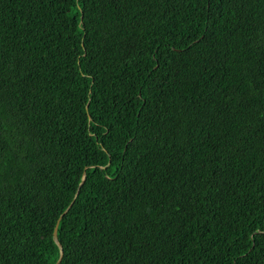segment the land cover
Instances as JSON below:
<instances>
[{
  "label": "trees",
  "instance_id": "16d2710c",
  "mask_svg": "<svg viewBox=\"0 0 264 264\" xmlns=\"http://www.w3.org/2000/svg\"><path fill=\"white\" fill-rule=\"evenodd\" d=\"M65 210L60 264H264V0H0V264Z\"/></svg>",
  "mask_w": 264,
  "mask_h": 264
},
{
  "label": "water",
  "instance_id": "95a60500",
  "mask_svg": "<svg viewBox=\"0 0 264 264\" xmlns=\"http://www.w3.org/2000/svg\"><path fill=\"white\" fill-rule=\"evenodd\" d=\"M69 207H70V206H69ZM69 207H68V208H69ZM66 210H67V209H66ZM66 210H65V211L59 216V219L57 220V223H56V225H55V227H54L53 234H52L53 241L57 244V246H58V248H59V250H60V256H59V258H58V260L56 261L55 264H60L61 259H62V247H61V245L59 244L58 239H57V227H58V223H59L60 218L65 214Z\"/></svg>",
  "mask_w": 264,
  "mask_h": 264
}]
</instances>
